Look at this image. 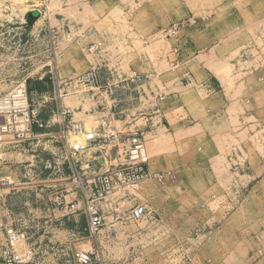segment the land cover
Segmentation results:
<instances>
[{"label":"crops","instance_id":"0c3cea01","mask_svg":"<svg viewBox=\"0 0 264 264\" xmlns=\"http://www.w3.org/2000/svg\"><path fill=\"white\" fill-rule=\"evenodd\" d=\"M233 3L226 4L219 0L213 12L216 14L214 21L203 22L200 26L203 29L197 32H191L194 28L189 30L190 33L187 29L181 32L180 38L185 37L182 40L183 50L188 57H191L189 51L194 54L196 51L209 48L210 42L214 40L213 31L210 29L213 26L217 28L215 39L218 43H238L241 28L254 26L255 6L252 1L246 4L243 0H237V3ZM54 7V10L49 8L48 21L38 18L28 32L22 21L0 22V27L12 28V35L8 31V36H0V44L10 45L7 47L9 54L4 56L5 60H18L19 53L24 50L35 53L28 57L33 61V58L41 55L44 47L48 59L34 77L26 78V89L32 102L33 114L38 121L45 124V127L34 128L36 137L33 140L22 144L7 141L0 144L5 160L0 173L12 177L18 186L54 184L62 189L53 200L59 206L58 209L47 212L45 217H56L70 222L68 233L77 238L82 228L74 225V222L78 219L87 221L83 211L81 185L90 182L93 174L104 171L115 161L121 147L117 148L99 135L100 138L89 144L88 148L73 153L62 138L54 135L63 128L61 116L63 107L69 108L73 118L81 121L84 127L87 120L93 119L98 123L105 117L110 124L120 122V133L127 135L130 128L138 123L145 143H156L155 155L152 158L148 156V171L174 174L175 165L167 161L170 149L163 144L165 140L175 138L184 132L190 135L192 142L199 140L206 145L210 144L215 151L216 139L225 141L238 137L236 130L238 126L233 128V125H238L242 118L241 109L245 105L254 108L255 101L254 96L250 94L248 99L241 100L238 81L228 88L218 74L203 66H192L178 74H171L172 77L167 79L165 85L164 96L159 100H153L151 97V94L156 96L157 91H160L155 83L143 86L145 97L149 100L141 107H145L146 111L136 113L138 108L133 109L125 117H118L113 113L115 103L118 101L107 94L104 87L103 78L109 76L106 70L102 73L101 90L81 96L68 94L59 99L54 86L55 77L62 80L73 78L84 73L95 61L98 63L103 61L104 66L108 68L119 61L118 65L122 70V59L125 55L122 48L117 47L120 55L119 58H115L117 55H113L112 46L107 45V38L97 33V27L100 25L116 26L107 0H78L75 3L60 0ZM194 12L196 11L187 8L176 17V11L172 10L171 15L156 18L148 15L144 9H136V25L160 28L190 16L195 17ZM229 27L231 29H228ZM193 34L199 35L201 40L194 41ZM99 41L103 43L104 50L108 53L100 54L102 60L99 59V55L92 56L86 52L91 44ZM107 41L113 42L109 38ZM178 49H181L180 44ZM18 68L14 62L11 66L5 67L10 74H16ZM252 72H254L252 69L247 71L248 74ZM212 122L218 126L219 131L213 132L208 129L209 123ZM96 127L92 128V131L96 130ZM71 139L72 137L68 138L70 144ZM246 169L248 171L244 175L237 173L229 180L211 178L208 173L209 166H206L205 173L203 172L200 179L194 178L190 172L188 178L179 181V185L184 187L203 186L205 189L200 194L187 192L181 196L170 195L168 187L176 183V177L173 176L172 179L171 175L166 179L164 186L160 187L163 193L154 188L152 190L153 186L150 180H147L133 195L126 197L131 200L122 206L121 203L127 201L126 198L121 201L122 195L112 196L111 204L104 206L105 224L101 234L97 240L88 237L87 251H93L101 264H228L229 259L237 256L235 250L240 248V244L249 249L255 246L256 240L259 241L257 235L260 233L256 232L254 202L257 201V197L260 199L262 196H256L251 192L262 186L264 179L256 181L255 173L250 168ZM42 170L53 171L56 178H38V172ZM220 187H227V193L219 191ZM136 203L144 205L147 214L140 221L143 222V227L131 229L127 226L132 224L129 209ZM85 229L86 226L83 230ZM117 235L120 236L123 246L130 240H135L134 244L127 246L128 249L132 245L135 246L137 253L135 260L109 262L103 257L101 252L113 251L119 244L116 241ZM177 235H185L183 241L177 242ZM165 240L167 242H163ZM3 248L0 247V251ZM0 264H4L1 258Z\"/></svg>","mask_w":264,"mask_h":264},{"label":"rangeland","instance_id":"374dc122","mask_svg":"<svg viewBox=\"0 0 264 264\" xmlns=\"http://www.w3.org/2000/svg\"><path fill=\"white\" fill-rule=\"evenodd\" d=\"M38 1L0 0V22L22 21L26 26L25 16L33 11L31 9L34 8V5H37ZM57 1L60 0H49L48 5L51 10H54L53 8H55L54 6ZM65 1L75 3L78 0ZM218 1L107 0L111 6V17L115 20L116 26L108 27L100 25L97 27V33L100 36L107 38V40L108 38L113 40V42L109 41L108 43L107 40L106 42L107 45L112 46L113 55H117L115 58L120 55L117 47L122 48L125 57L122 59L123 64L121 65L123 71L120 70L125 75L129 76L133 72L142 77L148 74L152 75L151 83H155L156 87L160 90L157 91L158 94L156 95L158 100L164 96L167 79L172 77L173 73L178 74L192 66H203L218 74L228 88H231L230 86L238 81L240 84L239 93L241 100L245 101L248 99V94L254 96L255 107L245 105L241 109L240 114L242 118L239 120L238 125H233V128L238 126L236 128L238 137L225 141L216 139L215 145L217 149L215 151L210 144L206 145L199 140L192 142L190 135L184 132L179 133L175 138L164 141L163 144L169 146L170 149L169 154H167V161L175 165V168H173L174 174H171L172 177H176V183L168 187L170 189L168 193L172 196L185 195L187 192L200 194L205 189L203 186L184 187L179 185V181L188 178L190 172L195 176L194 178L200 179L203 172L205 173L206 166H209L208 173H210L211 178L232 180L237 173L241 176L247 173V167L255 173L256 181L264 179V0H243L246 4L248 1H252L254 4L256 21L252 27L244 26V28H241L238 43L216 42L215 33L217 32V28L213 26L210 29L213 31L214 36L212 38L215 41L210 42L209 48L199 50V52L196 51L194 54L189 51V56L191 57H188L186 51L183 50L182 40L185 37L180 38L181 32L187 29L190 33V29L192 28H194L191 31L192 33L197 32L203 29V27H200L203 22L214 21L216 14H213V12ZM223 1L226 4H231V2L237 3V0ZM187 8L196 11L193 14L195 17L190 16L178 22L176 21L178 19H175L176 22L163 25L160 28L136 25V9H144L148 15L155 16L156 18H165L171 15L172 10L176 11V17H178L182 14V10L184 11ZM192 21L194 23L190 27V22ZM175 24L181 25L179 34L174 38L165 37L162 31ZM11 29L6 26L0 27V36H8V31L12 35ZM228 29H231V27ZM137 35L139 36L138 38L136 37ZM198 36L193 34V40H201ZM118 37L122 40L118 39ZM179 44L180 50L178 49ZM114 45H116L115 49ZM9 46L7 43L0 44V95L10 91L16 83L22 82L28 77H34L44 62L48 60L46 58L45 47L41 55L35 58L37 60L34 58L33 61L29 60L28 57H32L35 53L24 50L18 55L19 59L21 58L22 60H5L4 56L9 54L7 50ZM174 48L179 50L177 57L173 54ZM13 62L19 67L17 73H7L5 67L11 66ZM118 63H114L112 67L119 68ZM249 69H252L254 72L248 74L247 71ZM103 82H106V77L103 78ZM112 95L113 98L128 100L119 106L117 105L116 108L117 111H124L123 117L129 115L133 109L138 108L136 113L146 111L145 107L141 106L148 101L143 97V102L139 101L137 99L138 95L134 94V92L115 91ZM129 98L136 100L129 102ZM120 124V122H112L111 126L120 132ZM97 125V121L93 119L87 120L85 129L87 132H91L92 128ZM211 126L213 127L211 128ZM133 128L138 129V123L137 125H133L130 130ZM208 129L213 132L219 131L218 126L213 122L209 123ZM74 140L77 139L72 138L71 142ZM155 145L156 143H145L146 152L150 158L155 155ZM163 150L165 149L163 148ZM155 161L161 162V160ZM179 168L184 169V171H179ZM8 177L14 180L12 177ZM37 177L41 179H55L56 175L53 171L42 170L38 172ZM150 183L153 186L152 190L154 188L157 191L159 190V193H163L160 187L164 186V184L151 180ZM227 189V187H220L219 191L221 190L225 194L228 191ZM61 191L62 189L57 188L54 184L51 186H45L44 184L38 186L23 185L18 186L15 190L1 191L0 247L3 248L5 246L4 226L8 225L19 232L25 233L26 240L18 243L17 251L19 255L29 260L27 264H76L74 259L75 253L88 250L89 236L86 229L85 231L83 230L86 226L85 219H78L74 222V225L82 228L79 237L76 238V236L73 237L68 233L70 231V222L56 219V217H45L47 212L58 209L59 206L53 200L56 194ZM219 191H217L218 194H220ZM251 193H254L256 196H262L260 199L257 197V201L254 202L256 232L260 233V235H257L259 241L256 240L255 246L249 247V249L240 244V248L235 250L237 251L235 252L237 256L229 259L227 261L228 264H264V184L256 187V191ZM245 221L248 222L247 219ZM143 225V222H139V224L132 222V224L127 226L131 229H136L143 227ZM176 237L177 242H179L183 241L185 235H177ZM116 241L119 244L116 245L113 251L101 252L105 259L109 260V262L132 261L136 259L135 246L132 245L129 249L127 248L128 244H134L135 240H130L123 246L121 245L123 242L120 236L117 235ZM163 242H167V240Z\"/></svg>","mask_w":264,"mask_h":264},{"label":"built area","instance_id":"2783aa9c","mask_svg":"<svg viewBox=\"0 0 264 264\" xmlns=\"http://www.w3.org/2000/svg\"><path fill=\"white\" fill-rule=\"evenodd\" d=\"M49 0H39L37 5H34L33 11L38 12L39 18L45 21L49 20ZM194 21L190 22L192 25ZM181 25H172L163 30V34L167 38L176 37ZM178 49L174 48L173 54L178 56ZM86 52L89 55H99V59H103L101 55L106 54L102 42L91 44ZM101 54V55H100ZM106 70L108 78L104 82L107 94L113 96V92H129L138 95V100L143 102L141 98L145 97L143 86L152 82V75L142 77L136 72L131 75H125L120 68H108L104 66L103 61L91 63L89 68L82 74L74 76L73 78L62 80L58 77L54 78V86L56 95L59 99L71 94L74 96H81L85 93L99 91L102 88V73ZM142 94H144L142 96ZM133 96V95H130ZM153 100H157L156 96L151 94ZM117 99V98H114ZM129 102L136 99L129 98ZM148 101L149 99L146 98ZM115 107L125 103L128 100L117 99ZM113 111L115 116H123L124 111ZM63 128L54 135L62 138L73 151L78 153L88 148L89 144L95 143L100 137L106 139L108 143L121 147L118 158L113 161L104 171L97 172L92 175L90 182H85L81 185L83 211L87 218L86 231L91 239L97 240L98 236L104 227V206L111 204V197L117 194L122 195L121 201L139 188V186L147 181L153 180L160 184H164L168 177H171L169 172H155L148 171L147 166L149 157L145 148V141L141 131L137 128L131 129L127 135H123L111 126L110 121L102 117L98 121L96 130L87 132L84 124L73 118V113L69 108L63 107L61 110ZM65 118H67L65 120ZM45 124L36 119L32 111V102L29 99L26 89V80L18 82L8 92L0 95V144L7 141L13 144H22L33 140L36 135L34 128L43 129ZM100 135V137H99ZM76 138L68 142V138ZM5 162L3 152L0 150V170ZM81 182V181H80ZM18 185L6 175L0 173V192L3 190H15ZM129 202L131 199L126 198ZM120 206V207H121ZM71 208L73 206H70ZM147 214L144 205L140 203L134 204L129 209V219L132 222H140ZM5 246L0 251V258L4 264H27L29 260L22 257L17 252V245L24 241L25 233L17 231L12 226H4ZM76 264H101L100 260L96 258L93 251H82L74 255Z\"/></svg>","mask_w":264,"mask_h":264},{"label":"water","instance_id":"95a60500","mask_svg":"<svg viewBox=\"0 0 264 264\" xmlns=\"http://www.w3.org/2000/svg\"><path fill=\"white\" fill-rule=\"evenodd\" d=\"M39 18V14L36 11H31L25 16L26 20V32H28L31 28V26L36 22V20Z\"/></svg>","mask_w":264,"mask_h":264},{"label":"bare ground","instance_id":"6f19581e","mask_svg":"<svg viewBox=\"0 0 264 264\" xmlns=\"http://www.w3.org/2000/svg\"><path fill=\"white\" fill-rule=\"evenodd\" d=\"M20 243V242H19Z\"/></svg>","mask_w":264,"mask_h":264}]
</instances>
